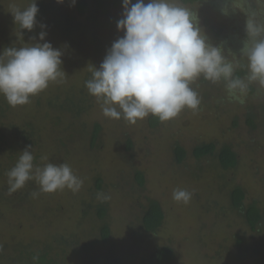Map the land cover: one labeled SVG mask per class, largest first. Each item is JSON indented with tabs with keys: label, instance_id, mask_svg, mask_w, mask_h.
Masks as SVG:
<instances>
[{
	"label": "rangeland",
	"instance_id": "374dc122",
	"mask_svg": "<svg viewBox=\"0 0 264 264\" xmlns=\"http://www.w3.org/2000/svg\"><path fill=\"white\" fill-rule=\"evenodd\" d=\"M86 1L81 15L79 0H0V264L57 254L62 239L56 264H155L162 247L176 264H264V0L249 19L236 0ZM206 15L257 44L259 76L223 87L198 67ZM211 143L213 157H194ZM225 146L236 169L220 165ZM238 187L261 210L256 231L232 207ZM151 200L165 215L156 233L143 225Z\"/></svg>",
	"mask_w": 264,
	"mask_h": 264
},
{
	"label": "trees",
	"instance_id": "16d2710c",
	"mask_svg": "<svg viewBox=\"0 0 264 264\" xmlns=\"http://www.w3.org/2000/svg\"><path fill=\"white\" fill-rule=\"evenodd\" d=\"M204 0H180V2L185 6H195L202 4ZM221 2V1H219ZM241 3L245 6V10L241 11L245 15L243 19H249L250 17H257L261 12H256L253 10L255 3L253 0H236L235 4ZM87 7L86 0H79L78 10L81 15H84L85 9ZM257 7V5H256ZM235 15L237 14L234 9L231 10ZM231 11H229L231 13ZM204 26L210 30L211 36H206L204 38L207 41L204 49L201 51L196 63H198L199 68H204L210 76L214 79L219 80V83L223 87L231 84L233 87H240L246 79L251 77H257L262 70H255L254 73L249 70V64L253 60H247V56L252 53H257L259 48L250 36L244 34H230L227 25H225L220 19L213 20L209 15L203 16ZM205 42V41H204ZM206 43V42H205ZM232 46L229 47V44ZM212 62L216 67L210 66ZM140 88L144 89V83L140 84ZM248 92L253 94L255 92L254 88L249 87ZM240 103H244L241 100ZM2 110V104L0 103V111ZM253 109H250L248 113L249 125L254 129L256 128L255 118L256 116L252 113ZM163 120V112L155 111L149 119L150 127L155 129L159 127ZM101 131L100 126H96L95 132L93 134V142L96 141L98 135ZM217 147L214 143L203 145L197 147L193 154L198 160L201 158L214 156ZM175 155L178 163H182L186 157V152L179 146L175 149ZM218 159L221 167L225 171L236 169L238 166V156L229 147H224L218 155ZM139 185H144V177L139 174L137 177ZM246 194L241 188H236L231 194V204L233 209L240 212V214L245 218L247 224L250 226L252 231H256L257 227L262 221V213L258 208L257 204L249 206L244 209V201ZM106 209L102 208L99 210V217L104 219L106 217ZM165 220V215L163 213L162 207L157 201H150L149 205L145 211L143 217V225L148 233H156L159 229L163 227ZM101 240L104 244L108 245L111 242V230L108 225L104 224L100 229ZM59 245H62V249H59V253L56 252L51 244L43 250L37 252L26 253L27 264H56L58 259L66 258L64 254L67 252L66 247L71 243L67 240L58 241ZM54 255V256H53ZM62 256V257H61ZM61 257V258H60ZM97 255L91 254L90 258H96ZM155 264H176L174 261V252L169 247H162L157 250L153 256ZM111 264H120L118 259H114Z\"/></svg>",
	"mask_w": 264,
	"mask_h": 264
}]
</instances>
